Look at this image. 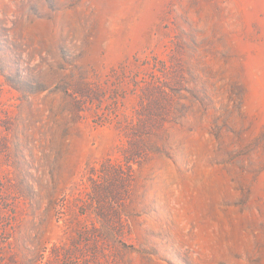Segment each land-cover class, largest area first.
<instances>
[{"label": "rangeland", "instance_id": "rangeland-1", "mask_svg": "<svg viewBox=\"0 0 264 264\" xmlns=\"http://www.w3.org/2000/svg\"><path fill=\"white\" fill-rule=\"evenodd\" d=\"M0 264H264V0H0Z\"/></svg>", "mask_w": 264, "mask_h": 264}]
</instances>
